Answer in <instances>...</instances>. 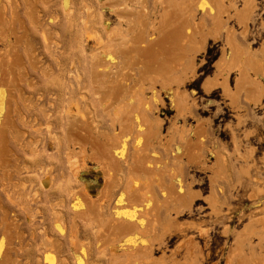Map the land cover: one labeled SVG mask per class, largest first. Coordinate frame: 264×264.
I'll return each instance as SVG.
<instances>
[{
  "label": "rangeland",
  "instance_id": "374dc122",
  "mask_svg": "<svg viewBox=\"0 0 264 264\" xmlns=\"http://www.w3.org/2000/svg\"><path fill=\"white\" fill-rule=\"evenodd\" d=\"M0 264H264V0H0Z\"/></svg>",
  "mask_w": 264,
  "mask_h": 264
},
{
  "label": "bare ground",
  "instance_id": "6f19581e",
  "mask_svg": "<svg viewBox=\"0 0 264 264\" xmlns=\"http://www.w3.org/2000/svg\"><path fill=\"white\" fill-rule=\"evenodd\" d=\"M160 3H162V1H160ZM145 12H147V7H146V5H144V13ZM123 38V37H122ZM123 40H124V38H123ZM203 44V43H202ZM202 46V45H201ZM208 79V78H207ZM205 81V80H204ZM206 82V81H205ZM203 85V84H202ZM205 86H206V84H205ZM205 88H207V87H205ZM209 88V87H208ZM113 90L114 91H117V88H113Z\"/></svg>",
  "mask_w": 264,
  "mask_h": 264
}]
</instances>
